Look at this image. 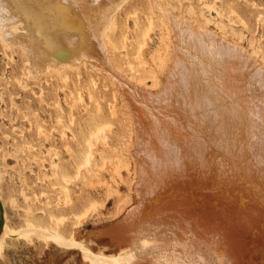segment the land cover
Returning <instances> with one entry per match:
<instances>
[{"label":"rangeland","instance_id":"374dc122","mask_svg":"<svg viewBox=\"0 0 264 264\" xmlns=\"http://www.w3.org/2000/svg\"><path fill=\"white\" fill-rule=\"evenodd\" d=\"M152 1L120 4L108 33L107 53L118 73L156 96L173 55L184 50L178 48L182 43L174 26L165 22ZM163 1L179 7L200 25L242 44L264 65V0ZM187 25L190 30L191 25ZM190 31L196 33L198 28ZM11 45L6 48L0 41V197L7 222L0 234V251L5 237L16 238L10 244L16 258L6 264H39L45 249L47 259L51 253L53 264H88L86 254L111 257L113 264H128L113 257L122 246L111 242L107 234L97 235V231L122 223L138 204L136 163L141 156L133 150L137 151L140 142L130 104L116 79L88 64L61 73L48 70L29 76L25 54ZM231 65L228 69L237 80L239 97L247 76L245 70ZM142 141L148 148H164L161 139L156 141L145 133ZM194 185L185 182L175 197L158 202L147 214H154L157 208L161 212L178 209L198 212L223 224L229 217L232 229L229 225L226 228L257 256L255 264H264L263 209L249 197L231 195L223 187L203 189ZM256 227H262L258 235ZM62 228L78 241L69 243L71 246L62 241ZM247 251L246 264H252Z\"/></svg>","mask_w":264,"mask_h":264},{"label":"bare ground","instance_id":"6f19581e","mask_svg":"<svg viewBox=\"0 0 264 264\" xmlns=\"http://www.w3.org/2000/svg\"><path fill=\"white\" fill-rule=\"evenodd\" d=\"M124 1L0 0V41L6 48L13 44L21 49L29 76L88 64L116 79L130 104L140 142L133 150L141 156L136 163L138 204L125 215L124 224L97 231L122 246L113 257L128 264H246L248 245L226 228L229 217L223 224L198 212L157 208L149 215L147 210L175 197L179 186L191 182L195 188L223 187L231 195L243 194L264 211V65L242 44L200 25L179 7L153 0L165 22L174 26L184 53L173 55L159 93L151 96L118 73L107 53L115 11ZM187 24L198 31H190ZM231 64L247 76L239 97L237 80L228 69ZM144 133L161 139L164 148L141 143ZM6 228L4 218L3 231ZM261 228H255L256 235ZM62 232L67 245L78 241L74 234L67 236L63 228ZM248 253L255 264L257 256ZM86 257L88 264L114 263L111 257Z\"/></svg>","mask_w":264,"mask_h":264},{"label":"crops","instance_id":"0c3cea01","mask_svg":"<svg viewBox=\"0 0 264 264\" xmlns=\"http://www.w3.org/2000/svg\"><path fill=\"white\" fill-rule=\"evenodd\" d=\"M13 239H16V238L15 237L7 236L3 240L2 249L0 251V264H6L7 262H9L10 259L11 260H14L16 258L15 251H10L11 250L10 249V244H12L14 242ZM46 250L47 249H45L43 251L44 252V257H42L43 259L42 258L39 259V261H40L39 264H53V260L51 258V253H50V256L47 259V253L49 254V252H47ZM57 254H59V253H57Z\"/></svg>","mask_w":264,"mask_h":264},{"label":"water","instance_id":"95a60500","mask_svg":"<svg viewBox=\"0 0 264 264\" xmlns=\"http://www.w3.org/2000/svg\"><path fill=\"white\" fill-rule=\"evenodd\" d=\"M4 208H3V205H2V202L0 200V234L2 233L3 231V226H4Z\"/></svg>","mask_w":264,"mask_h":264}]
</instances>
